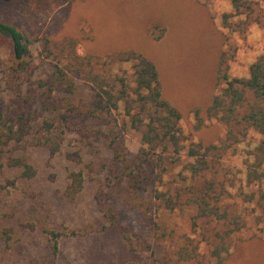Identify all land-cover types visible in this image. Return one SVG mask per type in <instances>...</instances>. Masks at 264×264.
<instances>
[{"label":"rangeland","instance_id":"374dc122","mask_svg":"<svg viewBox=\"0 0 264 264\" xmlns=\"http://www.w3.org/2000/svg\"><path fill=\"white\" fill-rule=\"evenodd\" d=\"M249 1L255 8L251 18L231 17L232 27H227L224 16L234 14L231 0H0L1 19L28 29L36 41L33 64L12 85L11 48L0 36V112H7L19 95L48 75L53 61L44 54V40L56 47L62 39L74 37L80 56L106 59L107 68L129 76L133 64H116L117 52H138L152 61L163 97L182 115L185 147L179 163L167 164L163 184L135 189L120 179L122 171L113 163L109 143L97 140L77 121L70 123L55 156L43 147L22 146L16 153L28 157L37 175L28 180L19 169L7 165L0 169V233L12 231L9 246L1 242L0 264H53L55 243V264H139L121 236V227L150 245L143 253L148 264L212 261L203 235L212 234L213 225L196 217L195 208L186 205V195L182 205L170 211L158 207L153 191L170 189L176 195L177 190L187 189L193 184L191 173L184 169L189 148L220 145L225 138L227 127L206 113L224 86L217 85L218 67L224 60L230 78H248L251 66L264 54V0ZM78 83L81 91L73 101L90 99L91 90L83 81ZM115 118L113 124L126 149L137 154L138 134L123 128L122 112ZM262 139L250 131L220 160V178L229 191L225 203L235 204L247 219V227L234 236L225 264H264V207L240 196L241 188L247 193L257 191V187H246L245 159ZM73 172L83 173L84 187L71 201L65 191ZM54 233L60 237L56 239ZM193 243L199 260L182 261L178 251L183 246L193 251Z\"/></svg>","mask_w":264,"mask_h":264},{"label":"trees","instance_id":"16d2710c","mask_svg":"<svg viewBox=\"0 0 264 264\" xmlns=\"http://www.w3.org/2000/svg\"><path fill=\"white\" fill-rule=\"evenodd\" d=\"M231 3L234 14L224 16L227 27H232L231 17L246 15L251 18L255 12L249 0H231ZM238 28L245 29L241 24ZM0 36L9 41L11 48L10 81L13 85L21 77L20 73L28 71L33 64L32 47L36 41L28 29L6 23L1 17ZM77 45L78 40L74 37L62 39L56 47L50 40H44V54L53 61L48 75L34 89L19 95L7 112H0V169L7 165L21 170L24 179H33L37 170L27 156L16 152L27 144L46 148L55 156L61 151L70 123L77 121L97 140L109 143L114 154L113 163L122 171L121 180L135 189L157 182L163 184L166 167L181 161L185 147L180 126L182 115L163 97L156 65L138 52H117L113 56L116 64H133V73L129 76L120 69L107 68L106 59L100 62L92 55L80 56ZM223 64L224 60L218 67L217 85L224 86L212 98L206 113L210 119L227 127L225 138L220 145L194 144L189 148L186 153L189 163L184 169L191 173L193 184L187 189L177 190L176 195L170 189L153 191V200L158 207L170 211L181 206V198L186 195L189 197L186 205L195 208L196 217L213 225L212 234L203 235V241L210 247L212 261L208 264H225L231 254L234 236L247 227V219L238 212L236 205L225 203L229 191L220 178V160L231 147L240 143L242 137L246 139L250 131L263 137L245 159L246 187H257V191L247 193L241 188L240 196L248 203L254 201L264 207V54L251 66L248 78H230ZM78 81H83L91 90L90 99L79 97L73 101V96H78L81 91ZM120 112L126 120L123 128L128 127L138 134L140 146L135 155L128 152L121 132L118 133L113 124ZM199 180L202 182L198 185ZM83 187V173H71L66 197L74 201ZM109 215L117 224L111 211ZM10 233V229L0 233V248L2 241L9 246ZM54 236L57 239L60 234L54 233ZM121 236L134 260L148 264L143 253L150 245L132 235L127 227H121ZM193 248V251L189 246L180 248L179 258L182 261L199 260V249L196 245ZM57 250L55 243L53 264Z\"/></svg>","mask_w":264,"mask_h":264}]
</instances>
